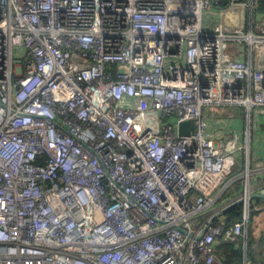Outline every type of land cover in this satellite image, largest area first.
Wrapping results in <instances>:
<instances>
[{
	"label": "built area",
	"instance_id": "2783aa9c",
	"mask_svg": "<svg viewBox=\"0 0 264 264\" xmlns=\"http://www.w3.org/2000/svg\"><path fill=\"white\" fill-rule=\"evenodd\" d=\"M214 106L264 117L255 0H0V264H225L264 161Z\"/></svg>",
	"mask_w": 264,
	"mask_h": 264
},
{
	"label": "crops",
	"instance_id": "0c3cea01",
	"mask_svg": "<svg viewBox=\"0 0 264 264\" xmlns=\"http://www.w3.org/2000/svg\"><path fill=\"white\" fill-rule=\"evenodd\" d=\"M233 108L230 110L232 112L231 116L233 120L230 121V125L233 126V128L237 132H239L240 137L242 138L241 141L244 143L245 142L244 138L246 133L243 130V128L246 119L245 116H243L244 115L243 110L240 111L239 109H237V107H233ZM223 110L226 109L223 108ZM208 111L209 110H207V113ZM215 111L217 110L215 109ZM263 118L258 116V119L253 121L255 123H258L256 138L254 137V139H252L251 141V130H250V135L248 136L249 143H246L247 149L246 150L243 149V152L237 154L239 163L234 169V172H243L244 169L246 168V160H248L250 164H252L255 160L264 161V119ZM235 120L236 123L238 124V127L235 126V122H234ZM243 131H244V135L242 136ZM243 178L244 177L241 176L237 180V182H235L236 183L235 189L240 188ZM251 184L253 188L256 190V192H263L264 194V168L258 172L252 173ZM263 194L261 193V195ZM258 203H263L264 205V197H259ZM251 224L252 227L250 226V224L247 225L249 226L247 229V238L245 241H242L244 255L242 256V258L239 259L238 263L236 262V260H234L230 262V264H243L245 257H248L249 255L253 256L256 259L253 261L264 262V207H261L260 210L255 211ZM250 240L253 241L251 245L248 244Z\"/></svg>",
	"mask_w": 264,
	"mask_h": 264
},
{
	"label": "trees",
	"instance_id": "16d2710c",
	"mask_svg": "<svg viewBox=\"0 0 264 264\" xmlns=\"http://www.w3.org/2000/svg\"><path fill=\"white\" fill-rule=\"evenodd\" d=\"M224 2H226V0H223ZM255 4L258 10H264V0H255ZM237 109H239L240 111H242V107L241 106H236ZM218 111L223 110L222 108H229V110H231L233 107H228V106H224V107H218ZM217 110V109H216ZM208 115H216L215 112H208ZM223 116L227 115V113H223ZM258 202L259 197L255 198ZM241 213H242V204L238 203L233 205L232 207H230L229 209L226 210V215L228 216V221L232 222L234 220H237L241 217ZM250 224V221L249 223ZM252 227V226H251ZM251 241V243H250ZM249 241V245L252 244V240ZM242 241H225V240H221L218 245H217V252L219 254V256L223 257V261L225 264H230V262L236 260V262H239V259L242 258V256L244 255V250H243V243ZM250 259L252 260H256L253 256H248Z\"/></svg>",
	"mask_w": 264,
	"mask_h": 264
},
{
	"label": "rangeland",
	"instance_id": "374dc122",
	"mask_svg": "<svg viewBox=\"0 0 264 264\" xmlns=\"http://www.w3.org/2000/svg\"><path fill=\"white\" fill-rule=\"evenodd\" d=\"M246 11H248V8L246 9L245 8V13H246ZM214 20H215V18H214ZM232 45V44H231ZM230 45V46H231ZM232 46H234V45H232ZM215 107V109H217V111H215V113H216V115H213V117L211 118V123H212V127L217 131V132H219V133H227V132H229L231 129H232V127L231 126H229V124H230V121H233L232 120V112L229 110H220V111H218V106L216 107V106H214ZM223 109V108H222ZM225 109H227V108H225ZM223 113H227V115H225V116H223L222 114ZM255 119V120H257L258 118L257 117H255L254 115H253V117H252V119ZM247 120H249L248 118H247ZM247 120H245V122H244V128H243V130L245 131V127L246 126H250L251 127V141H252V139H254V137L256 138V134H257V128H258V123H255V122H253V120H252V122L250 123H247ZM244 131H243V134H242V136L244 135ZM255 211H258V210H255ZM255 211H253L252 210V214H251V216H250V226H252V224H251V221H252V218H253V215H254V213H255ZM248 225V224H247ZM248 227L249 226H247V228H246V231H247V229H248Z\"/></svg>",
	"mask_w": 264,
	"mask_h": 264
},
{
	"label": "water",
	"instance_id": "95a60500",
	"mask_svg": "<svg viewBox=\"0 0 264 264\" xmlns=\"http://www.w3.org/2000/svg\"><path fill=\"white\" fill-rule=\"evenodd\" d=\"M179 128H180V131L181 132L188 133V132H190L191 130L194 129V125H193V122L192 121L188 120V121L182 122L180 124V127ZM254 197H264V194L263 195H261V194H255ZM237 203H241V201L240 202H237Z\"/></svg>",
	"mask_w": 264,
	"mask_h": 264
}]
</instances>
